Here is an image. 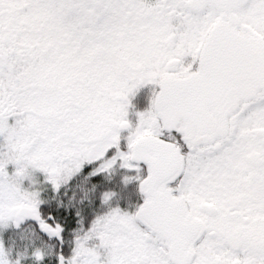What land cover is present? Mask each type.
<instances>
[{"label": "snow or ice", "instance_id": "1", "mask_svg": "<svg viewBox=\"0 0 264 264\" xmlns=\"http://www.w3.org/2000/svg\"><path fill=\"white\" fill-rule=\"evenodd\" d=\"M0 264H264V0H0Z\"/></svg>", "mask_w": 264, "mask_h": 264}, {"label": "flooded vegetation", "instance_id": "2", "mask_svg": "<svg viewBox=\"0 0 264 264\" xmlns=\"http://www.w3.org/2000/svg\"><path fill=\"white\" fill-rule=\"evenodd\" d=\"M154 87H155L154 85L149 84L146 87L142 88L139 91L140 94H141V92L144 93L142 95H138L136 93V90H135V93H134L135 96L132 95L130 97L131 104H130V107L128 110L133 111V112H138V111L142 112V111L146 110L149 106L150 99H151V96H148L147 92H148L149 88L154 89ZM137 96L139 97V102H137ZM138 103H140V104L137 105ZM124 192L129 197L128 202L126 203L124 200H120L116 206H119L122 210L131 211L132 209L128 205L129 204H138L140 201V194L138 192L137 185L135 183L129 184L124 189Z\"/></svg>", "mask_w": 264, "mask_h": 264}, {"label": "rangeland", "instance_id": "3", "mask_svg": "<svg viewBox=\"0 0 264 264\" xmlns=\"http://www.w3.org/2000/svg\"><path fill=\"white\" fill-rule=\"evenodd\" d=\"M147 85H149V84H145V85H143V86H140L138 89H136V93L138 94V95H142V94H144L143 92H141V94L139 93V91L142 89V88H144V87H146ZM152 91H153V89L152 88H149V90H148V92H147V95L148 96H151L152 95ZM136 94V95H137ZM135 96V95H134ZM137 102H139V97L137 96ZM130 104H131V100H130ZM140 103H138L137 105H139ZM138 112H141V111H138ZM137 112H133V111H129L128 110V113H127V116H126V119H129V122H130V124H132L133 126H134V124H135V122H136V119H137V117H136V114Z\"/></svg>", "mask_w": 264, "mask_h": 264}]
</instances>
